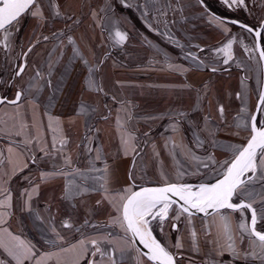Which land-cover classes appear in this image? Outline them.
Here are the masks:
<instances>
[{
  "label": "crops",
  "instance_id": "crops-1",
  "mask_svg": "<svg viewBox=\"0 0 264 264\" xmlns=\"http://www.w3.org/2000/svg\"><path fill=\"white\" fill-rule=\"evenodd\" d=\"M44 6L41 28L32 16V28L23 31L38 41L26 55L23 73L7 86L9 98L16 89L23 95L16 104H0V201L11 195V206L0 208V264H17L9 252L19 255L25 247L33 255L23 264H111L107 255H91L93 239L114 253L117 264H154L113 222L121 216L113 198L118 205L124 189L152 182L215 183L226 171L221 165L234 158L227 146L242 147L251 134L260 59L255 62L236 42L232 27L239 26L211 14L201 0H45ZM124 7L134 13L122 12ZM116 31L126 34L123 44L116 42ZM229 39L233 58L225 64L217 49ZM89 69L94 88L88 86ZM262 118L259 111L260 123ZM105 165L107 193L100 189ZM60 169H79L86 178L77 177L76 183L96 190L64 199L71 176L41 178ZM37 185L26 207L25 190ZM262 185L254 181L250 188L264 191ZM254 206L259 208V199ZM223 211L231 215L235 235L241 215ZM258 220L264 221L259 213ZM176 222L171 251L177 264H245L228 252L219 254L226 240L215 213L190 218L185 213ZM236 241L247 248V241L240 245L238 236ZM45 253L55 255L41 259Z\"/></svg>",
  "mask_w": 264,
  "mask_h": 264
},
{
  "label": "snow or ice",
  "instance_id": "snow-or-ice-1",
  "mask_svg": "<svg viewBox=\"0 0 264 264\" xmlns=\"http://www.w3.org/2000/svg\"><path fill=\"white\" fill-rule=\"evenodd\" d=\"M121 2H123V0H121ZM224 3L230 8L233 6L247 7L245 0H224ZM54 7L57 6L54 5ZM27 11H30V14L38 20L44 19L41 9V0H0V30H4L5 32L3 37L5 47H7L6 42L11 35V26H13L14 22L18 23V18ZM55 14L60 15L59 11H56ZM213 19L219 21L221 25L224 24V21L220 20L218 17H213ZM232 23L235 24L239 22L232 21ZM240 26L245 28L249 33L255 31L256 37L261 35V31L254 30L248 25L241 24ZM261 29H264V21L261 23ZM224 31L227 32L228 29L225 28ZM115 38L117 43L123 44L127 36L121 31H116ZM45 39H47V37H45ZM69 42H72L71 37H69ZM232 45L233 40L229 39L221 48L217 49V51L222 53L225 57V64L233 58ZM260 58L264 60V50L260 51ZM192 59L195 60L197 57L193 55ZM212 70L215 71L216 69L213 68ZM23 71V67H20L15 75L19 76ZM91 73L92 70L89 69L88 86L94 88L96 84L95 81L91 79ZM36 75L39 77L40 73L37 72ZM29 90L30 89L24 91ZM22 95L23 91H17L15 99L7 102L16 104L20 101ZM259 102L261 105H264V93L260 95ZM0 103H5V100L0 99ZM86 111L87 106L82 104L80 112L83 113ZM241 111L243 112L245 110L242 109ZM258 111H264V109L258 106ZM219 112L221 114V119H223V106H220ZM250 120L251 135L246 146L239 148L232 145L227 146L228 150L233 152L234 158L231 161H225L224 164L221 165V167L227 166L226 171L223 173V178L218 179L215 183H200L195 186L191 184L166 183L163 187L141 188L139 191H131L130 188H126L123 190L124 194H118V205L115 203L116 198H113L112 202L114 206L117 207L118 212H121V216H117L113 222L119 223L120 227L126 232H131L133 237L139 238L144 247L148 249V252L145 254L148 260L153 261L154 264H176L174 255L152 236L148 227V217L152 219L159 218L162 225L163 221L168 217L169 209L173 204H177V201L173 200L172 197H178L179 201H182V203L179 204L176 210V214L173 217L174 220L178 221L185 213L188 214L189 218L195 213H204L206 216L215 213L219 217L220 227L222 228V233L226 240L225 245L219 246V254L223 255L225 252H228L233 261L242 259L245 264H250L252 261H259V264H264V231H258L256 228L258 213L260 219L264 220V191H256L254 188H250L254 181H264V123L258 128L256 116H251ZM240 126V124L237 125V127ZM212 134L214 133H210V135ZM17 135H19V133H17ZM64 143H66V141H62V146ZM125 143H127V141H125ZM53 147H55V144ZM8 151L11 152L12 148H9ZM97 153L96 159L99 160L101 159L99 150H97ZM208 159L213 160L214 158L209 156ZM64 163L66 166H70V157H65ZM90 163L92 164V170H97L94 168V162ZM26 166L27 165H25V167ZM204 167H208V165L204 164ZM103 173L104 175L100 177L102 181L100 189L107 193V165H105ZM248 173H251V175H247ZM56 175L72 177L67 180L65 184L64 199H71L89 190H96L95 188L90 189V187H85L76 183L77 177L86 178L85 174L79 169H74L69 173H65L63 169L55 170L52 173H41V178L42 180H47ZM243 177H246V179ZM262 187H264V185H262ZM37 188L38 185L33 187L31 191L25 190V195L27 196V200L25 201L26 207L28 206V201L32 199L33 193L37 191ZM234 196L246 197L248 202H245L244 199H240V202L234 203ZM105 198H107V196ZM258 199L259 208L254 207ZM10 201L11 195L8 194L3 201H0V208L5 206L10 207ZM97 203L99 204L100 201H97ZM209 209H211L212 212H209ZM226 209L232 212H239L241 215V219L236 225L238 231H236L235 235L232 226V217L230 214L223 211ZM246 210L251 213L250 223L247 222L244 215ZM64 226L68 227L69 225L65 222ZM172 227L174 230L177 229L175 223H173ZM53 231H55V229H53ZM57 235L59 234L57 233ZM191 235L193 237V246L195 247L196 233L193 231ZM236 236L239 237L240 245H243L245 241H247L246 249H241L239 247ZM84 243L83 240L79 242L81 246H83ZM89 243L94 249V251L91 252L93 257H95L97 253H99L101 257L107 255L111 264H117V260L113 258L114 253L110 254L102 250L97 240L93 239L89 241ZM21 244H23V242H21ZM175 247L181 248L182 244L177 241ZM72 248H77V245H72ZM87 251V247H84L83 253H87ZM120 251L123 252L122 249ZM83 253L81 255H83ZM9 255H12L13 258L17 260V264H23L24 259L30 258L33 252L31 247H25V250L19 255L11 251ZM54 255V253H45L41 259H51ZM37 264H40V260H37ZM77 264H79L78 260ZM88 264H96V262L94 260H89Z\"/></svg>",
  "mask_w": 264,
  "mask_h": 264
},
{
  "label": "rangeland",
  "instance_id": "rangeland-1",
  "mask_svg": "<svg viewBox=\"0 0 264 264\" xmlns=\"http://www.w3.org/2000/svg\"><path fill=\"white\" fill-rule=\"evenodd\" d=\"M48 2V0H46ZM201 2L204 4L205 7L209 8V7H214L216 9H218L219 14L221 15H228L232 18H240V17H246L249 18L248 16H244L246 15L245 13H247L248 11L251 12L252 8L254 9V7H256L258 4L263 3L264 5V0H245V4L247 5V7H229L227 4L224 3V0H201ZM45 0H41V6L44 8L45 6ZM121 11L126 13V14H133V10L130 7H124L121 8ZM203 13H206L205 11H201ZM264 16V6L263 9L260 13H258L257 16V21H255V24H259V20L262 19V17ZM32 15L30 14V11L25 12L24 14H22L18 19L19 22L13 23V26H11V35L9 36L7 43V47H5V41L3 39L5 32L4 30H0V70L1 69H10V67L12 68V64L15 58V52L18 51V46L20 47L22 46H27L32 44H36L35 39L31 38L28 36L27 33H23V31L25 29H30L32 27H29V22L31 19ZM44 20V19H43ZM43 20H37V23H39V28H41L42 23L44 22ZM47 21V20H45ZM36 29L38 27H35ZM233 31L232 34L234 35V37H236V42H238L239 44H241L243 51L245 50L248 55H253L254 54V60L255 62H259V56L255 47V42H254V38L253 36L249 33V35L244 34V32H246L245 30L241 29V27H238L239 30L241 32H238V28L236 27H232ZM30 31V30H29ZM24 35V36H23ZM28 36V37H27ZM248 37V38H247ZM262 38H264L262 36ZM34 40V41H33ZM32 41V42H31ZM263 44V43H262ZM264 45V44H263ZM264 49V47H263ZM258 71H260L259 68H257ZM8 72H6V75H4V78L8 77ZM258 89H260V85L258 87ZM1 92V89H0ZM3 98V95L0 94V99ZM263 118L261 119V123H263ZM190 174V173H189ZM188 174V175H189ZM151 184H155V183H151ZM233 199H238V196H234ZM178 209V207L173 204L172 207L169 209V213H168V218L165 219L163 221V224L161 225V221L159 220V218L156 219H152L151 217H148L149 220V230L152 233V236L158 241L160 242L164 247H166L167 250H169L171 253H174L172 250V247L174 245V241H175V230H171V223H177L176 220L173 219V217L176 214V210ZM173 242V244H172ZM175 256V254H174ZM176 257V256H175ZM242 262V261H241ZM253 264V263H250Z\"/></svg>",
  "mask_w": 264,
  "mask_h": 264
},
{
  "label": "flooded vegetation",
  "instance_id": "flooded-vegetation-1",
  "mask_svg": "<svg viewBox=\"0 0 264 264\" xmlns=\"http://www.w3.org/2000/svg\"><path fill=\"white\" fill-rule=\"evenodd\" d=\"M262 5H263V3L258 4L256 7H254V9L252 8V11L251 12L248 11L247 13H245L246 15H244V16H248L249 18L240 17V18H235L234 19V18H232V17H230L228 15H221V14H219L218 9H216V8H214L212 6L209 7V8L206 7V9L211 14H213L215 16H218L221 19H224V20L225 19L238 20V21H240V22H242L244 24H247L248 26H250V27H252V28L255 29V28L261 27V23H262V21H264V16H263L262 19L259 20V24H255V21H257V16H258V13H259ZM242 29H244V28H242ZM244 30L247 31L246 29H244ZM263 32H264V29H261L260 42H261V45H262V49L264 47V45H263L264 44V38H262ZM250 34L253 36L252 33H250ZM253 38H254V36H253ZM254 42H255V40H254ZM31 46H32V43L30 45L25 46L24 48H22V46H20V47L18 46V51H16L14 53L15 54V58H14V61H13V64H12V68L10 67L9 70L8 69H1L0 70V89H1L0 94L3 95V98L5 97L6 100H11V99L15 98L16 92L19 91V89H16L15 92H14L13 97L12 98H9L8 97V87L7 86L8 85L9 86L10 85L12 86L14 84L15 78L18 77V76L15 75V73L19 70V68L21 66L24 68L25 62H26V55H27V53H28V51H29V49H30ZM261 71H262V67H261ZM6 72H8L7 73L8 74V77L7 78H4L3 76L6 75ZM6 100H5V102H7ZM0 104H2V103H0ZM261 124L262 123H260V120H259V112H258V115H257V125L258 126H261ZM247 175H249V174H247ZM240 199L241 198L233 199V202L234 203H237L238 201H240ZM245 202H247V201L245 200ZM227 211L228 212H232L231 210H227ZM244 215H245V218H246L247 222L250 223L251 213L246 210ZM233 217H234L235 221L238 219V217L234 213H233ZM175 224L177 225V223H175ZM172 225H173V222L171 223V230L174 231ZM256 228H257V230L262 229V231H264V221L261 222L260 220L257 219ZM175 258H176V261H177V258L178 257L176 256Z\"/></svg>",
  "mask_w": 264,
  "mask_h": 264
},
{
  "label": "water",
  "instance_id": "water-1",
  "mask_svg": "<svg viewBox=\"0 0 264 264\" xmlns=\"http://www.w3.org/2000/svg\"><path fill=\"white\" fill-rule=\"evenodd\" d=\"M225 20H227V21H229V22H231L232 23V21H238V20H234V19H225ZM239 23H233L234 25H237V26H239V27H241L240 25L241 24H243V25H247V24H244V23H242V22H240V21H238ZM245 29V28H244ZM254 29V28H253ZM254 30H259V31H261V27H258V28H255ZM252 34H253V36H254V40H255V47H256V50H257V53H258V56H259V59H260V62H261V67H262V82H261V88H260V92H259V95H258V97H257V100H256V105H255V107H254V110H253V112H252V115L251 116H256V118H257V115H258V106L259 107H261V104H260V102H259V98H260V95L262 94V93H264V60H262L261 58H260V51H262L263 49H262V45H261V42H260V36L259 37H256L255 36V31L254 32H252ZM22 67V66H21ZM1 99H4V100H6L5 99V97L4 98H1ZM15 98H13V99H11V100H14ZM11 100H6V101H11ZM257 127L259 128L260 126H258L257 125ZM250 130H251V120H250ZM251 135V134H250ZM250 138V136L248 137V139ZM248 139L245 141V143L242 145V147L243 146H246V144H247V141H248ZM223 178V174L218 178V179H222ZM243 178H245L246 179V177H243ZM217 179V180H218ZM171 183H176V182H171ZM178 184H184V183H178ZM163 186H165V184H147V185H141V186H139L138 188H136L134 191H139L141 188H156V187H163ZM172 199L173 200H176L177 201V204H175L177 207L179 206V204H181L182 203V201H179V199H178V197H172ZM238 202H240V201H238ZM237 202V203H238ZM193 212H194V210H193ZM209 212H212V210L211 209H209ZM195 214H202V215H204V213H195ZM129 233V236H130V238L132 239V241H133V243H134V245L137 247V249L147 258V255H145L147 252H148V249H146L145 247H144V245L140 242V240H139V238L138 237H133L132 236V234H131V232H128ZM163 246V245H162ZM169 251V250H168ZM170 252V251H169ZM171 253V252H170ZM173 254V253H172ZM174 255V254H173ZM175 257V256H174ZM148 259V258H147ZM153 262V261H152ZM154 263V262H153ZM176 264H177V261H176Z\"/></svg>",
  "mask_w": 264,
  "mask_h": 264
},
{
  "label": "trees",
  "instance_id": "trees-1",
  "mask_svg": "<svg viewBox=\"0 0 264 264\" xmlns=\"http://www.w3.org/2000/svg\"><path fill=\"white\" fill-rule=\"evenodd\" d=\"M108 53H110V51H109V52H107V54H108Z\"/></svg>",
  "mask_w": 264,
  "mask_h": 264
}]
</instances>
